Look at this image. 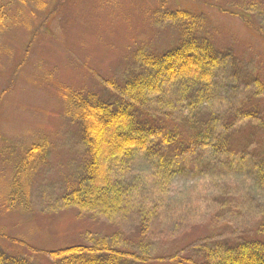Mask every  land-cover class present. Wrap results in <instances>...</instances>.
<instances>
[{
  "label": "rangeland",
  "instance_id": "374dc122",
  "mask_svg": "<svg viewBox=\"0 0 264 264\" xmlns=\"http://www.w3.org/2000/svg\"><path fill=\"white\" fill-rule=\"evenodd\" d=\"M0 3L14 19L0 35V233L22 244L0 238V253L27 264H50L27 246L111 245V236L119 234L118 249L148 258L137 264H166L173 255L183 258L181 264H200L206 255L242 239L264 246V0ZM176 10L196 13V39L217 51L215 59H207L208 68L213 62V87L200 97L203 113L222 114L226 123L235 108L237 114L254 100L258 106V114L247 109L243 116L256 119H241L232 128L230 149L236 148L237 158L226 167L220 151L214 165L195 167L200 163L189 157V166L157 188L144 180L150 165L140 160L127 165L129 184L151 187L158 195L152 209L141 214L128 206L107 218L64 205L63 198L85 175L88 158L79 122L65 113V92L116 100L126 77L140 71V55H159L180 45L186 24L170 15ZM182 85L173 86L165 105L176 102ZM259 91L262 95L253 98ZM178 132L193 134L188 121ZM40 138L46 157L35 166L28 207L20 211L6 205L11 175L26 148ZM140 196V190L133 193L135 199Z\"/></svg>",
  "mask_w": 264,
  "mask_h": 264
},
{
  "label": "trees",
  "instance_id": "16d2710c",
  "mask_svg": "<svg viewBox=\"0 0 264 264\" xmlns=\"http://www.w3.org/2000/svg\"><path fill=\"white\" fill-rule=\"evenodd\" d=\"M170 15H178L186 24L180 45L159 55L146 58L140 55V71L131 72L126 77L116 100L100 97L94 100L79 93L65 92V113L79 122L80 138L88 158L85 175L81 177L78 187L63 198L64 205L97 211L107 218L128 206L141 214L152 209L151 204L158 195L151 187L147 191L137 183L129 184L126 177L131 169L126 168L127 165L131 167L138 160L150 165L151 172L144 180L157 188L162 187L177 169L185 168L183 165H187L189 157L196 158L200 163L195 167L214 165V161L219 160L220 151L226 154V167L237 158L232 153L236 148L232 146L230 149L232 128L241 119H256L257 116H243L247 109L258 114V106L254 100V104L237 114L235 108L226 123L222 114L217 117L212 113H203L200 97L213 87V62L208 68L207 59H215L217 51H211L206 46L207 41L196 39L193 31L197 22L196 13L176 10ZM13 22V16L6 14L0 3V35ZM176 83L184 84L183 91L175 103L165 105L164 101L169 100ZM262 93L253 92L252 97H260ZM163 111L165 114H162ZM183 121L189 122L193 131L191 136L178 132ZM45 157L46 142L42 138L26 148L24 157L15 164L11 175L7 206H15L20 211L27 209L30 177L35 166ZM262 165L264 167V163ZM138 190L142 191L143 196L135 199L133 193ZM2 205L4 207V203ZM138 234L144 235L143 232ZM111 237V245L104 242L69 244L48 250L27 246V249L45 256L50 264H131L128 260L137 264L148 261L145 256L118 249L116 244L122 242L119 234ZM0 238L18 242L2 233ZM18 243L21 244L20 241ZM164 262L181 264L183 258L173 255ZM0 264L27 263L18 256L0 253ZM200 264H264V246L258 240L242 239L217 255H206Z\"/></svg>",
  "mask_w": 264,
  "mask_h": 264
}]
</instances>
